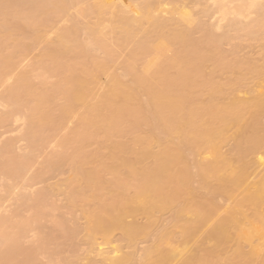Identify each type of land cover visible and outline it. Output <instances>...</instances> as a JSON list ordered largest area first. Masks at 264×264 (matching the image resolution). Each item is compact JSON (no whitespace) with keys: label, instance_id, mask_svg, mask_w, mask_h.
Returning <instances> with one entry per match:
<instances>
[{"label":"bare ground","instance_id":"obj_1","mask_svg":"<svg viewBox=\"0 0 264 264\" xmlns=\"http://www.w3.org/2000/svg\"><path fill=\"white\" fill-rule=\"evenodd\" d=\"M49 1L50 3H48L47 0H42V2L41 0L39 1L37 0L38 3L41 2V4H44V9L48 8V6L50 7L52 6L53 9L52 8H48V9H50V14H52V18L54 17V19H52L51 17H48L50 16V14L46 10L41 8L46 13L45 14L43 12L44 17L46 16L47 18L46 20L43 17V14H41V12L39 11L40 10L39 7L41 6L43 7V5L37 3L38 5H41V6H36L38 7V11H39L38 12L36 10V12H38L36 15L39 14L38 17L41 15L39 18L45 19L43 20L45 23V26H47L48 23L52 20H53L52 22L54 23L53 24L52 22L50 23L54 25L55 22L58 21V19L60 20L58 21L60 22V24L67 23L68 22L67 19L69 17H71V19H74L72 18L71 10L74 12L76 10L75 12L76 14L78 13L77 12L78 9L80 10L82 9L81 11L79 10L80 12H82L86 4L91 2L90 4H88V6L89 5L91 6L93 0L92 1L89 0L88 3H87V0L86 1L84 0V3L82 2L83 0H81L82 2L81 6H80V3H77L76 5L74 0L73 1L70 0L71 2H73V4L75 3L74 4L75 6H72L73 4L70 2V5H69L70 8H68L70 9L69 11L68 9H65V6H67L66 2L68 0L67 1L65 0L66 2L64 1L65 2L63 5L64 8H62L63 6H61L62 3H60L61 7L58 6L59 3L58 4L56 3L58 0L55 1V3L59 8L56 6L53 7L54 5L53 0L52 1L49 0ZM96 1H99L98 5L97 4L94 5V2H93L91 8L88 6L85 8V9L87 8L89 9V11L88 9L86 10L87 14L89 13L90 16L92 15L93 18H95V20L97 19L96 20L97 22H95V24L92 23L93 25H88L90 21H88V15L83 17L85 14L84 12L85 9H84V11L81 13L82 15L79 14V16H81V18L83 17L84 19L85 18L87 19L86 20L81 19L82 20L81 21L79 19L78 14L76 15L78 18L76 19H78V21L80 20L79 22L81 23L83 21L84 22L88 21L87 22L88 24L83 26V28H81L82 24L81 26L77 27L76 20H75V24L72 27L68 28L69 26L67 25L70 24L68 22L69 24L67 23L66 25H64L65 28L67 29H65L63 25H62L63 28L61 29L58 28L60 31L57 30L58 34L55 37V39L52 41V40H47L45 38L46 37L45 35L47 33L46 32H45L46 34L43 33V30L40 25H39L40 27H38V24L32 27L29 21H26V19L27 20L29 18H30L29 20L32 19L29 15H27V18H25L24 15H22L24 13V9H26L25 11H27V9L28 11L29 9H33L32 4L34 5L33 3L34 0L33 2L32 0H28V1L27 0H0V5L1 4L3 5V3L8 4V7L9 6L12 7L15 5L16 7L18 6L21 10H23V11L20 10L21 11L20 14L22 13L21 14L22 16L19 15L21 16L22 19L20 20H22L23 23L17 20L19 24L14 25L11 22V20L12 21L15 20L14 18H12L9 23H6V20L8 22L10 19V17L8 16L11 15V9L12 11H14V13L12 12L13 13L12 15H14L15 18L17 19L18 16H16L15 14L17 8H15V6L14 8H11V9L8 8L9 14L7 15L6 12L4 11V8L0 7L1 8L0 15L4 14L5 16H7V18L4 15H3L4 18L0 17V20L2 19L5 21L4 25H0V86L4 84L7 77H9L13 71L18 70L17 69L18 61L20 62V59H22L21 57L24 58L25 53H27L29 49V45L27 44H29L28 42L30 41L31 43L30 45H32L31 47H33L34 45L44 44V49L42 50L40 49L43 53L39 57V60L49 61L53 66L55 65L57 69V73L53 75V77L55 75H58V77L55 76V79H54L56 84L54 85L52 83L51 85L52 86L54 85L52 88L51 85H48L49 81L46 80L47 79L46 78L44 80L47 81L48 87L47 85H44V87L46 86L45 89H48L50 87L49 88L50 91L52 92L53 90L54 92L55 86L57 85L56 87H58V90L60 91V92L58 90L56 91L57 94L59 93L58 95L57 94L54 95V93H52L51 96H48L47 95L48 93H46V95L43 94V89L39 88L37 89L39 91H36L35 90L36 86L35 88L32 86V84L34 83L33 82L34 77L29 76V75L32 76L33 74H27L25 70H24L25 73L21 72L20 74H18L20 69L17 71L16 74L18 75L15 77L13 84H11L12 82L11 83L9 82L10 80L9 81L6 80L7 83H9L11 86H9L8 88H6L7 86H5V88L3 86L4 89L6 90L8 89L7 91L8 95L6 97L5 94H2L3 96L6 97V101L4 97L5 102L3 103L2 101V103L5 104L4 106L6 107V102H7L10 105V107H8V109L10 108L9 109L10 111L8 110L7 112L2 113L1 115L8 113L7 114L8 116H11V117L13 116L12 118H17V114L13 112L15 110L18 113V115H21L24 112V115L23 114L21 115L22 116L21 118H23V116H26L25 111L22 108L23 112H18V111H22V109L21 110L19 109L22 106L24 107V104H27L29 102H32L33 104V105L30 104L31 109L29 112H31L30 113L31 115L26 116V117L30 116L28 118L29 127L27 129L28 131L26 132L27 133L26 139H27V142H29V145L27 146L29 148L27 149H30L28 150L30 151V154L27 152L28 153L27 155H29V157L26 158V155H25L26 152H25L24 154L26 158L25 160H23L24 158L22 159L23 155L17 156L18 157L17 159L19 160L22 159V161L19 162V160H17L18 162H15L13 160H16V158L11 160V158L7 156L8 158L7 159L6 158L7 152H5V154L2 157H5L4 160L6 159V161L5 162L2 161L3 163L0 166H2L4 169H7L8 171L9 170L12 171V173L13 171L17 170V173H18L17 175H20L23 172L26 175V172L29 170V168L32 167V165H29V162H28L31 158L34 159L32 152H35L40 147L39 145H41L42 147H45L42 144L40 139L38 141V138H39L38 134L43 133V131L45 133L46 127H50V124L52 126L54 125L57 126V124H59V126L61 128L63 126V129H64V125L61 126L60 124L61 123L64 124L65 120L69 119L70 116H72L71 117L72 119L76 113L75 109H77L78 111L77 106L79 107L81 106L84 109L83 110L84 112L82 111L83 114L79 112L78 113L79 117L77 115H76L77 117L75 116L76 121H77V118L79 120V123L76 122V124H79V126L75 128L74 132L72 130L71 137L68 136L70 135L71 131L70 133L67 134L69 139L72 138L69 141H72L73 144L65 142L68 140H63V139L61 140L64 141L62 142L65 148L69 146L68 144H70L69 148H71V145L72 146L75 145V147L73 148V151H75V155H80L83 158H87L86 160V159L80 158L79 156L77 157V161H75L76 158L75 159L72 158V160L68 159V161L69 160L72 161L74 165V166L72 165L74 167L72 171L74 172V175L72 179L70 177V180H72V183H73L72 186L75 185L74 182L76 183V185H78L79 183L81 185L84 184L83 186L81 185L75 186L77 188L80 187V189L78 190L77 188H75L78 191H74L73 193L77 192L78 194L75 193L74 196L77 194L76 197H78V195L80 194L79 197L80 196L81 197L80 198L78 197L80 202H81V199H83V202L85 201L87 203L95 199L96 201L98 200V204H99V205L97 204L98 209H94L95 204L97 202L94 203V207L92 209L89 208L92 212L87 211L89 206L88 207L83 206L85 208L83 214H85L84 217L86 219L84 220H86V223H85L86 226H84L85 228L83 227L84 228L83 229L82 227L78 225L80 228H78L77 230H81V231L85 230L86 236H84L85 232H81V231H79V235H80V232L83 233L84 234L83 237L86 238V240H88L91 247H95L96 244L94 242H98L96 241L98 240L97 238H100L102 240V246L99 245L101 243L99 242V244H97L99 245L98 249L95 248L97 252L95 251L94 248L93 249L97 253V256L101 258L103 264H127L128 262H132L136 264L135 261H132L136 257V253L140 252V250H138L137 245H135L136 242L138 240H144L145 242V239L147 240V238L151 237L152 232L156 233L157 231L158 232H157L155 244L149 248L146 247V249H144L145 251L141 252L142 261L140 259L138 261L139 262L138 264H174V262L177 264H215L214 262H216V264H221L216 260V258L219 257L220 261H222L221 258L222 257L224 258L225 256H227L228 253H230L228 257H225L223 259L224 264L227 261H229L228 264H254V263L264 264V66L262 68L259 67L260 69H255L256 66L250 69L253 75L252 79H254L255 77L259 81L258 84L256 85V89L254 90L250 89V88H253V86L255 85V84H252L253 85L252 87L244 89V90H248L247 92L244 90L241 91V93L242 92L246 93V94H243L244 96L245 95L247 96L250 93L251 95L250 94L249 95L251 96V98L250 96H248L250 99H245L247 97L246 96L244 97L242 95H240L238 98L236 97V94H235L236 91L234 92L235 86L233 85L237 81L235 82L233 80L234 79L236 80L235 78L236 76L237 78L239 77V79H243V78L244 80L246 79L245 77L240 78V76L236 75V73L235 74L233 73L234 74L233 75L231 72H233L234 69L236 68L234 67L233 71L230 70L231 71L230 73L232 74L231 78L236 75L233 80L230 79L231 81H233V84L231 85L234 87L230 85V83L232 82L228 78L230 75L228 71L229 69L233 68L234 64H236L234 66L239 65V63L238 65L237 63H235L236 57L234 55L237 56V61L238 59H240V57L238 56V53L236 54V51H234L235 52L234 54H232L233 52L228 53V55H230L231 53L234 56L232 57V55H230L231 56L230 60L232 61V58L235 60V61L233 60L234 64H232L231 61L228 59L229 57L227 56L221 57L220 53L222 52V56H223V53H225L224 51H222V49L219 50L220 49L219 45L221 46L222 44H219L218 46H216L218 42L220 41L218 42L216 40L213 41L216 37L214 32L215 30H218L219 24L218 25L216 24L217 26H215V28L218 27L216 29L213 27V25L212 26L210 25L209 28L207 27L208 25L207 26L205 25V27H207L206 29L208 30L204 31L203 29L205 28L201 29L203 27V25L201 26L202 22L199 23V21L201 20H199L198 22L193 20L192 17L193 15L195 16V14L193 13L192 15L190 13L192 10L188 9L189 7L187 9L190 12L179 10L180 13H178L175 10L176 6H174L170 0L169 2L172 3L171 6L173 5L175 8L170 9L172 12H166L167 15L169 16L168 18L166 17L167 19H165V17L161 15L162 14L161 10L163 9L161 10L159 9L161 12L157 11L159 7H163V5L161 6L162 4L160 2L161 0H142L141 3H137L136 0H128V3H123L124 2L123 0H122L123 2L121 0H96ZM165 1L166 3L168 2L167 0ZM177 1L180 4V2L183 0H176V3ZM248 1H249L248 2L249 7H252L254 5L253 0H248ZM20 2H27V5L29 2L30 3L28 5V8H27V5H25L26 7L22 9L23 8L22 5H24V3H20ZM51 2L53 3V5ZM184 2H186V0H184ZM10 3L12 4V6L10 5ZM83 5H84V8L82 7ZM158 5L160 6L158 7ZM180 5L183 6L185 4H183L182 2ZM257 5L259 7L258 3ZM76 6L77 7L80 6V8L76 9ZM245 6H247V9L249 8L247 4ZM71 7L75 9L73 10ZM56 9L57 10L59 9V11L60 9L62 10L60 11V14L55 12L57 11ZM63 9L67 10L65 11L67 12V14L65 13L66 16L64 15V13H62L64 11ZM240 9L245 11V9H243L242 7H240ZM2 10L4 12H2ZM174 10L179 15L178 18H174L173 16ZM206 10H209V9H206ZM205 11H203L204 12L203 14L208 13L207 11L206 12ZM260 11L264 12L263 5L260 6ZM69 12L71 14H69ZM240 12L241 11H239L238 13ZM238 13L236 14L238 15ZM156 14L161 15L162 18L157 16ZM12 15L11 17H13ZM61 15H63L66 19ZM240 15L242 14L240 13ZM224 17H225V14H224ZM260 17L263 18L262 16ZM260 17H258V19H261ZM23 18H25L26 22L23 21L24 20ZM93 18H90V19H93ZM41 19H39V21H41ZM48 19L50 21L46 25V22L48 21ZM71 19H70V22L71 24H73L74 20L71 21ZM64 20H66L67 22H65ZM222 20L223 19L219 21H222ZM258 21L259 20H256V22ZM58 22L54 26L56 25L58 26L59 25ZM196 22H197L196 28L198 27V29L200 28L201 30L204 31V33L203 31H201L203 34L200 33L203 35V37L200 38L201 40L203 39L201 43L203 47V49L201 48L202 50L199 49L201 47V44H199L200 39L199 40L195 39L196 37H198L197 35L195 38H192V40L194 39L196 41H199V43L195 41L193 42L192 40H190L191 37H193L191 35H193L194 33L198 34L200 32L199 31L200 29L196 30V28L193 26L194 24H196ZM231 22L229 21L228 23H231ZM235 22L238 23L240 21L235 20ZM256 22L254 24V27H256ZM261 22L264 24V18H263V21ZM10 23H12L13 25L12 24L10 25ZM24 23L27 25L29 23L31 27H29L30 25L27 28L24 27L26 26V25H23ZM105 23H107V26H105ZM228 23H226V25L229 26L230 24ZM237 23L235 24L238 26ZM233 24H232V27L236 26L235 24L234 25ZM192 26L194 27V30L198 32H194V30L192 31L190 29V27ZM228 26H226V29L227 28L230 29V27ZM239 26L237 28L235 27L236 31L234 28L233 30L236 33H238L239 31L238 34L240 35L244 28L242 27V30H240L241 27ZM249 26L251 29V25H245V29L248 30ZM257 26L259 25L257 24ZM49 27H51L52 30H54L52 26H49ZM106 27H107V31H104ZM210 27L211 28L213 27L212 30L214 32L212 33V35H210L211 34V32L209 31L211 30ZM220 28H223V26ZM79 29L86 32V36L89 38V40L80 42L77 39L78 38L77 33L80 32ZM250 29H249L250 32H246L244 30L245 34L243 37L246 36L247 38L249 34H251L252 29L251 30ZM253 29L257 31L256 28H253ZM49 30L51 29L49 28L47 29L48 33L51 32ZM260 30L264 31L262 29ZM228 32L226 31L227 37H228ZM243 32L241 36L243 35ZM226 33H223L220 36V37L224 36L222 37V39H224L222 40L223 42L226 41L227 39V37L225 38ZM27 34L30 35V37L28 36L29 40L27 39L28 38ZM82 34H85V33L82 32ZM82 34L79 36L81 37ZM48 35H50V33L47 34V37ZM205 35L207 36L210 35L213 40L210 38V36L209 38H207V36ZM252 35L253 37H255L254 32L252 33ZM255 35H257V37L259 38L260 32H259V35L257 33ZM86 36L84 37L87 38ZM253 37L249 36V38H252V39ZM204 39L207 41H205ZM209 39H210V42L208 41ZM216 39H220V38H216ZM24 42H26L27 44H25ZM203 42H206V43L208 42L209 44H211L210 45L211 47L207 45L208 47L206 46V48H209V49H204L205 48L204 46L206 44L203 45ZM213 42H216L215 45H213L214 44ZM126 45L128 46L132 45V48H131L132 50L129 51L130 52L128 53L129 55L127 54V56L126 55L124 56V60L127 57L128 58L124 65V74L122 76H124V78L127 76L132 77L131 78L132 83H128L127 85L122 80V76L120 77V74H118L117 76V75H112L113 74L112 73L110 74V77H108L110 79L108 81L109 84L107 85L106 90L103 91L101 96L94 98V96L91 93V88L96 85L97 79H100L98 77L99 74L107 73L105 72V71H108L106 70L108 68L106 66H109V65H107L103 61V58H102V61H101V58L100 60L98 58L95 60L94 58L93 61L91 62V65H89L88 64L89 62L88 58L90 57L89 55L91 54V52L99 51L100 53H103L104 56L109 60L114 57H119L118 55L120 54V51H121V54L123 52V50H120L118 54L116 53V50H114L113 47L122 49L123 47L124 48L127 47ZM197 46H200V47H197ZM212 46L213 48L214 47L215 48L219 47V48L216 51L215 49L214 51H212L213 50ZM39 47L41 46L39 45ZM262 48H264V46ZM198 50H200V52ZM204 50H206L207 52ZM209 50H211L212 52L220 51L219 52L220 55L218 56L211 52L212 58L214 55L217 57L218 60L219 58H222L223 60L226 58L230 61L229 64H231L230 66H232V68L227 64V67L229 66L228 70H227V67L225 66L226 64H224L223 66L221 65L223 68L225 67V70H227L229 75L227 74L226 71H225L226 73H221L219 71L218 65L216 66L215 64L214 67L211 66L213 62L215 63L217 62V64L219 62H222V61L218 62L216 60V57H214L215 59L212 60L213 62L210 61L212 63H209L208 66L213 67L214 69L218 67V70L217 69L216 70L222 74V75L219 74V77H218L220 78L221 84H223L226 87L224 83L229 80L230 82L229 85L231 86L229 87L233 88V93L235 95L231 94L232 93V89H231L230 91L231 93L228 92L231 95L228 97L227 96L228 94H225V92L228 91V87L226 88L227 90L225 91L224 89H221L222 87L217 85L219 82V79H216L218 80L216 84L214 83L216 82L214 78H213V82H211V84L209 83V81H211L210 79L211 76L214 75L216 77L215 73L218 74V72L214 70L213 68H211V74L212 73L214 74L211 75L209 73V75H211L210 78H208V75L206 72V76L209 80L207 78H204V81H206L207 79V83L209 84H206V82L205 83L201 82L200 79H201L202 72H203L202 68L208 64L209 62L208 57H211L209 56L210 53L207 54L208 56L204 53H208ZM236 50L238 51V49ZM32 52L33 51L31 50V53ZM201 52H202V55L204 54L206 55V57H203L202 55H200ZM96 54L97 53L95 52V55ZM86 58L88 60V62L86 61L87 63L85 62ZM245 59H248V58H245ZM262 59L260 60L262 61ZM42 61H40V64ZM249 61H251V59L250 60L248 59V61L246 60L244 62L246 63ZM261 61L259 62L261 63ZM227 62L228 61L224 60L222 63H227ZM239 62L241 66H244L247 68V63L246 65L245 63H243L244 65H242L241 63L243 61L242 62L239 61ZM44 63H42L41 65L42 67ZM204 63L206 65H204ZM249 64L250 63H248V67H249ZM19 66L21 67V65ZM208 66L206 67V69H208L207 71H209ZM241 66L239 67L242 68ZM47 67H44L43 69L46 68L47 70ZM244 67L242 70H244ZM32 69L34 70V68ZM239 70L237 71L235 70V71L238 72ZM40 71H42V69ZM47 71L50 72L49 70ZM47 71L45 72L48 74ZM53 71L54 69L52 70V73ZM244 71L243 72L240 71V72L244 73ZM45 72H43V74ZM58 72L60 73L62 72L61 73L62 76L59 75ZM240 72H238L237 74H239ZM13 74L15 73L13 72L12 75ZM223 74H226V76L228 75L226 81L223 79V78H226V76H223ZM203 75H204L203 77H205V74ZM106 76H109V75H106ZM244 76H246V71L244 73ZM29 77L31 78L32 81H30ZM49 77H50V73H49ZM128 77L126 78V80L128 79ZM247 77L249 78V75ZM250 80H251V77H250ZM247 81L249 82V80ZM31 82L33 83L31 84ZM239 82L241 81L239 80ZM242 83L243 82L239 84H242ZM212 84H215V85L213 86ZM98 85H99V82H98ZM236 86L238 87L239 85H236ZM244 86L246 87L247 85L246 84L241 85L238 87L239 89L237 87L236 88L240 91V89L242 90L241 87H244ZM199 87H204V89H206L207 92L202 91V93L204 94L206 93L205 95L209 96L210 100L208 102L199 101L198 103L194 100V98H192L193 94L195 93L196 90L198 91L197 88ZM45 89H44V92H46ZM98 89L99 88H97V91ZM222 90L224 92H221ZM2 91L4 90L2 89ZM199 91L201 95L200 94L198 95L199 96L198 99L199 98L203 99L205 95L201 93L200 88H199ZM221 93L224 94V98L222 97L223 99L220 96H218ZM216 94H218L217 96L219 97V99L220 98L222 99V101L219 100L220 103H217L218 101H216L218 100L217 97H215ZM59 95L62 96L63 98L62 100H64V103L63 102L62 103L64 105L62 106L61 105L62 103L61 104L59 103L58 105L59 107L57 106L59 111L55 110L58 114H60V117L57 118L58 120L59 119L60 120L59 122H56L57 124H55V121H58V120L55 119L54 123H51V120L53 121L55 118V113L53 114L52 113L53 111H52L51 113L54 116L52 117V114H50L49 116V107L53 103V106H54L53 108L55 109L53 96L59 97ZM225 95L228 97L226 100H224ZM205 97H204V100H205ZM30 106L28 104L27 107L30 108ZM11 107L13 111L11 110ZM81 109L79 108V111ZM11 111L14 113V115H11L10 113ZM27 111H28V108H27ZM15 114H16V117H14ZM1 115H0V119L6 118L5 115H4L5 117L4 116L1 117ZM246 115H248L247 119H249V122L245 121ZM2 119L0 120V125H4ZM6 119H4V122L5 121L7 122ZM28 120H25V125L26 124L28 125ZM142 123H145L147 126L144 128V130L150 129L148 125H150L151 127L155 126L154 130L155 128L159 127V129H161L162 132L164 133L165 141L162 142L158 140L157 135H155L156 137L154 135H149L151 130H149L150 132H145L144 136L140 134L141 138L137 139V137L136 138L133 137L135 138L134 143L139 144L140 147L142 146V149L138 150L137 153H133L135 156H133V154L131 156L132 152L130 150H132V146H133L131 145V149L129 148V151L131 153L128 152L129 154L128 157L130 156V159L131 157L133 158L135 157L132 161H127V160L122 159V162L121 160H119L120 161L118 162V164L120 163L119 165H113L114 163L117 162V158H116L117 155H119L120 153H123V157H124L125 155L124 153L125 152L127 153L128 151V148H126V146H123L121 144L115 145L116 143L114 144V150L110 152L108 156H105V158L102 157L101 161L99 159V155H101L103 150L108 151L109 149L108 150L103 149L101 151V147H100V150H99L100 153H97L99 151L92 152L93 153V155L91 154L92 156L94 155L97 156L98 154V157L93 158V159H92V156L88 155L91 157V160L94 161V166H93V163H91L92 161L89 160L90 158L88 159L87 155L82 156L81 153L78 154L81 151L80 149H83L85 147V143L88 137H90L92 134L94 136L96 132H99L102 130L105 133L107 138L112 137V139L111 138L109 139V141H112L114 137L117 138L118 135L120 134H123V136L125 135L123 133V127H124V130L126 127L124 126L125 124L127 125L130 124L129 125L130 127L126 128L128 131L125 130L126 132H129V130L134 131L135 129L140 128V125ZM153 123H155V125ZM59 126L58 128H60ZM232 128L235 131H233ZM157 131L159 134L160 131L159 130ZM230 131L233 132L232 135ZM46 132H49V131H46ZM55 133L56 132L52 133L51 131L49 132L50 134L49 136L47 137L45 136V139L47 140V142L49 139L51 138L53 139V134ZM147 133H148V136L146 135ZM100 134H103V133H100ZM100 134L99 136H97L98 139L100 138ZM159 135H161L159 137H161L162 138L161 140H163L164 137L162 136V134H159ZM55 136L57 137V135H54V138H56ZM22 138L24 139L23 135H22ZM130 138L128 137V140ZM91 139H92V136H91ZM227 139L228 141L231 139L230 141L234 142L233 143L234 147L233 148L231 147L233 150V153H231L232 155H228L230 153H224V151L222 152L221 150L222 149L221 146L224 145V143L225 144L228 143ZM61 140L59 139V142H60L59 145L61 144ZM123 140L125 141L124 138ZM128 140H126V143ZM92 141L90 143H92ZM109 141H107L108 143L105 142V144H108L106 146H109L111 144L109 143ZM115 141H112V144ZM119 141L120 139L117 142L119 143ZM9 143L10 142H7L5 143V145L7 144L6 148L11 150L12 145L11 143L10 144ZM102 143L104 144V141H102ZM156 144L160 147V149L157 150L156 148L157 146H155L156 150L154 149L153 151L152 147ZM63 145L61 147L64 149ZM127 145L129 147V142L127 143ZM42 147H40V149ZM183 147H186V148L189 147V149L187 148L186 150L185 149L183 150L184 152L186 151L185 155L189 154V152L191 155V152H192L195 154V155L193 154L195 158L196 156H199V155L201 156V158L200 157L199 158L202 160H199L198 158L199 162L197 160L195 161V159L193 158V160L195 161L193 163H195V165L198 166L199 168L198 175L193 174V176L197 177V179H200L198 180L200 181L199 190L197 189L198 191L195 189H192L193 187L192 184H194L195 182L198 183V181L193 182V179L195 177L191 179L192 176L190 172L193 170L192 167L194 166V164H191L192 156L190 155L188 156V157H191L190 159L186 157L187 155L184 156V153L182 151ZM1 148H4L5 150L4 145ZM137 149L138 148L136 146L135 151H137ZM115 150L118 151L117 155L113 153L115 152ZM38 151L40 150L38 149L37 152ZM76 151H79V152H76ZM228 151L230 152V150ZM107 153L109 152H106V154ZM203 153L204 154L206 153L204 161H203V156H202ZM223 153L227 154L228 156L224 155ZM14 154L18 155L16 153ZM60 154L61 153H59V155ZM31 155L32 157H30ZM63 156H65L64 152H63L62 157ZM67 156L66 158H68ZM110 156H111V159L113 160V163L111 161L107 162L108 157L110 160ZM125 156H127V154ZM249 157H252V158H249ZM106 158L107 160L105 161L104 159ZM185 158L187 160L186 162H185ZM33 159H31L30 163L32 162ZM51 159L52 158H50L49 161L52 162ZM94 159H98V162L95 161ZM149 159H151L153 163L148 166L146 165L145 162ZM102 160L104 164L101 163ZM114 160L116 161L114 162ZM95 162H97L100 165L102 164L106 165L107 163L108 164L112 163L110 164L112 167L110 165H108L110 167L106 165V167L103 169L102 166L98 165ZM187 162H189L190 164H187ZM88 163L92 165V169L95 167L97 169L99 166L101 170L95 169V170H92L91 172L90 171L91 168L90 170L89 168L87 169L86 165L91 166ZM185 163L187 167L189 168L191 167L190 172L187 170L189 168L185 167L184 165ZM95 164H97L98 166H96ZM60 165L62 164H59L58 168L60 167ZM54 166H55L54 163L53 164L51 163L50 166L47 167V169H52ZM2 167H0L1 168L0 171L3 174V172L5 173L7 172V170L2 171ZM83 167H86V169L84 170ZM87 170L90 172H87ZM107 170L111 172V174L114 175V178L112 175H110L113 178V180H111L112 183L110 184L103 183L102 182L103 180L101 181L102 176L98 175L99 172L101 173L103 171V173L106 174L105 177L104 176L103 177L107 180L108 177L110 178L109 172ZM196 170L197 169L195 168V171ZM93 171H96V172H93ZM120 173L121 175L123 174L124 176L127 175L126 176L127 178H125L122 175L125 179L117 180L120 178L122 179V176L120 175ZM6 175H8V172L6 173ZM9 175H8V178L12 176L11 179L9 178L10 181L13 180V178L16 176V174H12L11 176ZM25 175L22 177L25 178ZM115 175L119 176L120 178L119 177L117 178V176L115 177ZM39 176L42 177L41 175ZM18 177H21V175ZM251 177H253V179L255 180H250ZM24 178H19V179L22 181ZM35 178L37 179L38 177H35ZM16 179L12 181V183L18 180ZM7 181L9 180L7 179ZM190 181L192 182L191 183L192 187H190ZM67 182H70V181H67ZM70 183L65 182L66 186L68 184V187ZM195 184L194 186L197 187V185ZM20 188L21 187H19V189ZM69 188L66 187L65 190L67 191ZM72 189L68 190V193L71 194L72 192L70 191ZM66 191L65 193L67 196L74 198V199L70 198L69 200L68 199L66 200L69 202H72V201L75 202L77 198L75 199V197L68 195ZM197 192L201 193L199 194L198 199L201 197L200 195H202L203 197V198H200L199 201H196ZM11 193L9 192V194ZM65 193L63 194L65 195ZM96 193L100 194L101 196H103V198L107 200L102 199L103 202L102 201L100 202L99 198L101 196L99 197V195H96ZM35 196L36 197L34 198H36V202L34 201L33 202L37 203L38 201L37 197L39 195L36 194ZM105 196H110V199L106 198ZM24 198H26V196ZM216 198L218 199L221 198L222 200L220 199V201H223V200L227 201L228 205L225 202L224 204L221 203L223 204V206L225 205L224 206L225 208L222 209L220 207L221 204L218 206V204L215 203ZM218 199L216 201L220 203ZM79 200L77 199L76 202L77 201L79 202ZM78 202L76 204H78ZM81 203H79V205ZM78 210L83 212V209L82 210L78 209ZM165 211H170L173 213V215L171 216V219L169 218L171 221H169L168 219V223H169L168 227H165V225L162 226V224H164V222L163 223L161 222L163 218H161L160 223L158 222V218H156L157 213L158 215L159 213H161L162 215V213ZM138 216L140 217L143 216L144 219H146L145 223L138 224L137 222H135L136 221L135 219ZM129 218H132L135 221H133L132 219H131L132 221L131 220L129 221L128 220ZM0 221L2 222V219ZM3 221L7 222V219L6 220L3 219ZM16 223L18 224L19 222H15V225ZM37 223L38 222L36 219L35 224L37 225ZM13 224L14 223H12V225ZM20 225L21 224L18 225L19 227H17L16 230L20 228ZM33 225L34 223L33 224L31 223L30 227L31 226L33 227ZM36 225L33 228H37L38 226ZM157 226L158 227L162 226V227L159 228L160 230H158ZM6 227L4 226V228L3 227L0 228V264L8 263L7 261L3 262L5 261V259L3 261H1V259L6 257V256L3 257L4 255H8L7 249L10 245L12 247L15 244L14 242L16 240L19 239L20 241L22 239L21 236H19L20 238L19 237L18 239L15 238L16 240L13 241L12 233H13V230H15L16 226L13 227L14 229L13 228L11 229L12 230L11 233H10L11 230L6 229ZM9 227H10V224H9ZM22 228L23 227H21L20 229ZM17 232L19 233V235L21 234L19 232V229ZM116 232L120 234L119 241L117 239L116 240L126 245L125 248L130 249V247H133L134 245H135L134 248L137 247V249L136 248L135 249L138 252L134 251L136 252L134 253L132 251L135 255L131 254L132 253L131 251H130V254L125 253V255H121L122 253L120 251L122 247L124 248V246L120 247L121 245H116L114 247V245H111L113 244V240H115L113 239L115 238L113 237V235L114 233L117 234ZM14 236L16 237V235ZM196 236H198L197 239L198 238L200 239V243L198 246L199 249H204L203 246L205 244H208L207 245L208 248L202 251L203 255L198 256V257L196 256L195 253H193V250H191L190 248H187L189 240L194 239V237L196 238ZM190 244L188 247H190L191 245H194V244H191V245ZM108 245L113 246V247H110V249H107L106 247H109ZM90 246H89V249H92L90 248ZM18 248L21 249L19 245L16 246V249ZM223 248L225 252L228 250L227 253L223 254L224 252ZM246 248L247 250L245 251ZM229 249L232 252H230ZM119 252L121 254H118ZM12 254L9 256H12ZM221 254L222 256H220ZM97 256L95 257L96 259H97ZM137 257H139V255ZM137 257L135 259H137ZM75 258H78V257H75ZM86 258L88 257H85V259ZM226 258L228 260H226ZM88 259H86L87 262H88ZM7 260H9V262L11 263V257H9V259ZM75 260L73 262L75 264H79L78 261L76 263ZM210 260L214 262H211ZM96 262H99V261H96ZM33 263L31 262L29 264H33ZM15 264H18V263L15 262Z\"/></svg>","mask_w":264,"mask_h":264},{"label":"rangeland","instance_id":"obj_2","mask_svg":"<svg viewBox=\"0 0 264 264\" xmlns=\"http://www.w3.org/2000/svg\"><path fill=\"white\" fill-rule=\"evenodd\" d=\"M28 1V0H27ZM39 1V0H38ZM48 1V3H50V1L49 0H47ZM52 1V0H51ZM54 1V5H53V3H52V5H53V7L54 6H56V7H61V6H63L64 5V3L67 1H65V0H61V1H57V0H53ZM55 1H57L56 3L58 4V6L56 5V3H55ZM65 1V2H64ZM73 1V0H72ZM86 1V0H85ZM88 1L89 0H87V3H88ZM92 1V0H91ZM95 1L96 0H93L92 1V4H93V2H94V5H98L99 4V1H96V3H95ZM122 1V0H121ZM124 1V2H123ZM122 2L123 3H128V0H123ZM137 1V3H141L142 2V0H136ZM135 1V2H136ZM139 1V2H138ZM168 2L166 3V1L165 0H161L160 2L162 3H160L161 4V6L163 5V7H159L160 5H158V10L157 11H160L161 9H163V10H161L160 12L162 13L161 15L163 16V17H165V19H167L169 16L167 15V13L166 12H172L170 9H174L175 7L174 6H176V8H175V10L178 12V13H180L179 12V10L180 11H188V12H190L188 9H190V10H192L190 13L193 15V13L195 14V16L193 15V20H195V21H199V20H201V21H199V23H201V26L203 25V27L201 28V29H203V28H205V29H203L204 31H206V30H208V29H206L207 27L209 28V26L211 25H213V27L215 28V26H217L218 24V26H219V28L218 27H216V28H218V30H215V32L212 30V28H211V30H209L210 32H211V34L210 35H212V33L214 32V34H215V39L213 40L212 39V37L210 36V38L213 40V41H220V42H218V44L216 45V46H218L219 44H222L221 46L219 45V47H220V49L219 50H221L222 49V51H224L225 53H223V56H222V52L220 53L221 54V57H224V56H227V57H229L228 59L230 60L231 59V56L230 55H232V54H234L235 52L234 51H236V54L238 53V56L240 57V59H238V61H237V56L236 55H234L235 57H236V61L232 58V61L234 60L235 61V63H237V65H238V63H239V65L238 66H234V65H236V64H234V61L232 62L231 60V63L232 64H234L233 65V68H232V66H230L231 64H229L230 63V61L228 60V59H224L225 61H228L227 63H222L224 60L222 59V58H219V60L217 59V57L216 56H214L213 54V58H212V56H211V52L212 51H214V49H215V51L216 50H218V48L219 47H214L213 48V46H212V48H213V50L211 51V50H209V52L208 53H204V54H209L210 53V55L209 56H211V57H208V64L206 65L205 63L207 62H205L204 63V65H206V66H204L202 69V76H201V82L203 83H205L206 82V84H211V82H213V78L216 80V79H219V82H220V84H221V81H220V78H218L219 77V74H221V73H226L227 72V70H228V68H229V66L232 68V69H229V74H228V72H227V74L229 75V77H228V75L226 76V74H223V76H226V78H223L225 81H226V79H227V77L229 78V80L231 79V80H233L234 79V77L236 76V75H238V76H240V78H243V77H245V79L246 80H244V78L243 79H239V77L237 78V76L235 77L236 78V80L234 79L233 81H237L235 84H233V81H231L232 83H230L229 82V80L228 81H226L224 84L226 85V87L223 85V84H219V82H218V86H221L222 88L221 89H224V91L225 90H227L226 88L228 87V91H226L225 92V94H228L227 96L229 97L231 94H233V95H235L236 94V97H238L239 98V96L240 95H242V96H244L243 94H246L245 92L243 93H241V91H243L244 89H247V88H250V87H252L253 85L252 84H255L254 86H253V88H250V89H256V85L258 84V80L254 77V79H256V80H254V79H252L253 78V75H252V71H250V69H252V68H254L255 66H256V68L255 69H260V68H262L263 66H264V50H262V49H264V48H262L264 45V31H261L260 29H262V30H264V24L261 22V21H263V18H264V12H261L260 11V6H264V0L262 1V0H253V2H254V5L252 6V7H249V1L248 0H186V2H184V0L183 1H181L180 2V4L183 2V4H185V5H183V6H181L179 3H178V1H177V3H176V0H170L172 3H173V5L171 6V4L172 3H170L169 2V0H167ZM173 1H175V2H173ZM245 1V2H244ZM32 2H33V0H32ZM41 2H42V0H41ZM41 2L40 3H38L37 2V0H34V5L32 4V6H33V9H29V11H28V9H27V11H25L26 9H24L26 6L25 5H27V2H20V3H24V5H22L23 6V8L22 9H24V13L22 14V15H24V17L25 18H27V15H29L32 19L31 20H27L26 19V21H29V23L32 25V27H34V26H36L37 24H38V27H40L41 26V28H42V30H43V33H47V34H49L50 33V35H51V37H50V35H48V37H47V34L45 35L46 37V39L47 40H54L55 39V37L57 36V34H58V31H60L59 29H61V28H65V26L64 25H66L68 22L70 23H68L69 25H67V26H69L68 28H70V27H72L74 24H75V20H76V24H77V27L78 26H81V24H82V26H81V28H83V26H85V25H87L88 23V21H90L89 22V24L88 25H93V24H95V22H97L96 20H95V18H93V16L91 15L90 16V14L88 13L87 14V12H86V10L88 9H85L87 6H88V4H90V3H88V4H86L85 5V8H84V5L82 6L84 9H85V11H84V9H83V11L85 12V14H84V16L83 17H85L86 15H88V21H86V22H79L81 19H84L83 17L81 18V16H79V14H81L82 12H80L81 10L80 9H78V8H80V6L82 5V2L84 3V0L81 2V0H74V2L76 3V5H77V3H80V6H76V9H78L77 10V14H78V16H79V21H78V19H76V18H78L76 15V10H75V12L74 11H72L71 10V13L69 12V14H71L72 15V18H74V19H71V17H69L68 19H67V21L66 20H64L65 22H67V23H63V24H60V22H58V21H60L59 19H58V21H56L55 22V24H57V22L59 23V25L57 26H54V25H52L54 22H52L53 20L52 19H54V17L52 18V14H50V9H48V8H52V6L50 7V6H48V8H46V9H44V4H41ZM70 0H68L67 2H66V5L67 6H65V9H68V8H70L69 7V5H70ZM261 2V3H260ZM7 3V2H6ZM8 3H9V1H8ZM19 3V4H20ZM30 3V2H29ZM29 3H28V5H29ZM41 4V5H43V7L41 6V5H38V4ZM45 3V2H44ZM47 3V4H48ZM60 3H62L61 4V6H60ZM72 4H73V2H71ZM74 3V4H75ZM248 5V9H247V6H245L246 4ZM257 3L259 4V7H258V5H257ZM18 4V5H19ZM30 4V5H31ZM72 5V6H75V5ZM92 4H91V6L89 5L88 7H92ZM170 4V5H169ZM187 4V5H186ZM10 5L12 6V4L10 3ZM28 5H27V8H28ZM46 5V4H45ZM51 5V4H50ZM79 5V4H78ZM3 6V7H2ZM15 6V5H14ZM14 6H12V7H8V4H5V3H3V5L1 4L0 5V7L1 8H4V11L6 12V14L8 15L9 13V9H11V8H14ZM36 6H41V7H39L40 8V12H41V14H43V17H44V10H46L49 14H50V16H48V17H51L52 19V21H50L49 19H48V21L46 22V25H47V23L50 21V22H52V24L50 23V25H49V23H48V25L47 26H45V23H44V21L43 20H47V18H46V16L44 17V18H39L38 17V15H36L39 11H38V7H36ZM187 6V7H186ZM58 7V8H59ZM94 7V6H93ZM189 7V8H188ZM240 7H242L243 9H245V11H243V10H241L240 9ZM246 7V8H245ZM254 7V8H253ZM0 8V9H1ZM9 8V9H8ZM15 8H17L16 9V16H18L17 17V19L15 18V16L14 15H12L13 13H14V11H12V9H11V15L13 16V17H11V15H9L8 17H10V19H9V21L7 22V20H6V18H7V16H5L4 14V16L6 17L5 18V20H6V23H9L10 22V20L12 19V18H14L15 20L14 21H12L11 20V22L14 24V25H18L19 24V22H22V20H20V19H22L21 18V14H20V12L21 11H23V10H21L18 6L16 7L15 6ZM29 8H30V6H29ZM32 8V7H31ZM37 8V9H36ZM41 8H43L44 10H42ZM62 8H64V6L62 7ZM61 8V9H62ZM72 8V7H71ZM179 8V9H178ZM188 8V9H187ZM251 8V9H250ZM53 9V8H52ZM60 9V11H62ZM73 10L75 9V8H72ZM160 9V10H159ZM185 9V10H184ZM206 9H209V10H206ZM239 9V10H238ZM14 10V9H13ZM21 10V11H20ZM36 10L38 11V12H36ZM55 10V9H54ZM57 10V9H56ZM64 10V9H63ZM70 9H68V11H69ZM80 10V11H79ZM167 10V11H166ZM168 10H170V11H168ZM175 10L173 11V16H174V18H178L179 17V15L175 12ZM207 11L208 13L206 14H203L204 12L203 11ZM224 12H223V11ZM256 12H255V11ZM3 10H2V12H4ZM31 11V12H30ZM57 11H59V9L57 10ZM57 11H55L56 13H59L60 14V11L59 12H57ZM65 11H67V10H64L62 13H64V15H65V13L67 14V12H65ZM88 11H89V9H88ZM205 11V12H206ZM235 11H236V13H238L239 11H241L240 13L242 14V15H240V13H238V15L235 13ZM243 11V12H242ZM13 12V13H12ZM27 12V13H26ZM44 12V13H43ZM1 13V12H0ZM33 13V14H32ZM52 13V12H51ZM61 13V14H62ZM164 13V14H163ZM235 13V14H234ZM32 14V15H31ZM46 14V13H45ZM158 14V13H157ZM156 14V15H157ZM160 14V13H159ZM224 14H225V17H224ZM262 16L263 18H261L260 16ZM3 15H0V17L2 18H4V16ZM19 15H21V16H19ZM26 15V16H25ZM70 15V16H71ZM82 15V14H81ZM161 15H157V16H159V17H161L162 18V16ZM170 15V14H169ZM175 15H177V16H175ZM222 15V16H221ZM60 16V15H59ZM61 16H63V15H61ZM66 16V15H65ZM69 16V15H68ZM89 16H90V18H93V19H90L89 18ZM242 16V17H241ZM36 17V18H35ZM56 17H58V16H56ZM64 17V16H63ZM95 17V16H94ZM167 17V18H166ZM258 17H260L261 19H258ZM25 18H23L24 20V22H26L25 21ZM37 18H39V19H41V21H39V19H37ZM65 18V17H64ZM64 18H62V19H64ZM196 18V19H195ZM220 18V19H219ZM66 19V18H65ZM70 19H71V21L72 20H74L73 21V24H71V22H70ZM87 18H85L84 20H86ZM221 19H223L222 21H219V20H221ZM19 22H18V21ZM235 20L236 21H240V22H235ZM256 20H259L258 22H256ZM82 21V20H81ZM231 22L232 24L235 22V23H237L238 24V26L239 27H241L240 28V30H242V27L244 28L243 29V31L245 30L246 32H250L249 31V29H250V26H249V29L248 30H246L245 29V25H251V29L253 30V32H254V36L255 37H253V35H252V30H251V34H249V36L250 37H253V39L252 38H249V36L246 38V36L245 37H243L244 36V34H245V31L243 32V35L241 36V34H242V32H241V34L239 35L238 33H239V31H238V33H236V32H234V30H233V28L235 29V31H236V28L238 27L235 23V25L237 26H234V27H232V24L231 23H228V22ZM42 22V23H41ZM63 22V21H62ZM61 22V23H62ZM80 23V25H79V23ZM197 22H196V24H194L193 26L196 28V25H197ZM242 22V23H241ZM255 22H256V27H254V24H255ZM261 22V23H260ZM12 23H10V25L12 24ZM23 23V22H22ZM28 23V25L27 24H23V25H26V26H24V27H28L30 24ZM93 23V24H92ZM195 23V22H194ZM226 23H228V24H230L229 26L228 25H226ZM240 23V24H239ZM5 24V21L4 20H0V25H4ZM12 24V25H13ZM21 24V23H20ZM215 24V25H214ZM217 24V25H216ZM233 24V25H234ZM242 24V25H241ZM257 24L259 25V26H257ZM9 25V24H8ZM22 25V24H21ZM31 25L29 26V27H31ZM40 25V26H39ZM61 25V26H60ZM62 25H63V27H62ZM200 25V24H199ZM205 25L207 26V27H205ZM244 25V26H243ZM262 25V26H261ZM49 26H52L53 27V29L54 30H52V28L51 27H49ZM76 26V25H75ZM74 26V27H75ZM105 26H107V23H105ZM190 27V29L193 31L194 30V27ZM223 26V28H220V27H222ZM225 26V27H224ZM226 26H228V27H230V29H226ZM236 27V28H235ZM256 28L257 29V31L255 30V29H253V28ZM51 29V30H49V31H51V32H47V29ZM59 28V29H58ZM80 28V27H79ZM232 28V29H231ZM45 29V30H44ZM65 29H67V28H65ZM200 29V28H199ZM198 29V27L196 28V30H199ZM199 30L200 32L197 34V33H192L193 35H191V36H193V37H191V39L190 40H192V38H195L196 37V35L199 37H196L195 39H197V40H199L200 38H202L203 37V33H204V31L203 30ZM58 30V31H57ZM233 30V31H232ZM237 30H239V29H237ZM79 31L81 32H83V33H85V34H82V32L80 33V32H78L77 33V39L80 41V42H84V41H87V40H89V38L86 36V32L85 31H83V30H80L79 29ZM104 31H107V27L104 29ZM201 31H203V33L201 32ZM226 31L228 32V37H227V33H226ZM29 32V31H28ZM53 32V33H52ZM194 32H198V31H195L194 30ZM259 32H260V36H259V38L257 37V35H255L256 33L259 35ZM261 32H262V34H261ZM200 33H202V34H200ZM208 33V32H207ZM223 33H226L225 34V38L227 37V39H226V41H222V40H224V39H222V37H224V36H222V37H220ZM53 34V35H52ZM56 34V35H55ZM82 34V36L80 37L79 35H81ZM30 37V35L29 34H27V37ZM84 36H86L87 38H85ZM205 36H207V35H205ZM209 36H207V38H209ZM219 36V37H218ZM238 36H240V37H238ZM26 37V38H27ZM29 37L27 38L28 40H29ZM54 37V38H53ZM230 37V38H229ZM261 37H262V39H261ZM52 38V39H51ZM205 38V37H204ZM216 38H220V39H216ZM249 38V39H248ZM262 40V41H260V40ZM205 40V39H204ZM193 42L195 41V42H197V43H199V41H196V40H192ZM202 41H203V39L201 40L200 39V43L199 44H201L202 43ZM205 41H207V40H205ZM209 42H210V39L208 40ZM28 42V41H27ZM212 42V41H211ZM221 42H223V43H221ZM25 44H27L26 42H24ZM29 44H27V45H29V49H28V51H27V53H25V55H24V58L23 57H21L22 59H20V62L18 61V65H17V69L19 70V72H18V74H20L21 72L22 73H25V71H26V73L27 74H33L32 76L31 75H29L30 77H34L33 78V82L35 83H33V82H31V84H32V86L35 88V86H36V88H35V90L36 91H39V90H37V89H43V94H45L46 95V93H48L47 95L48 96H51L52 95V93H54V95L55 94H57L56 93V91L58 90V87H56L55 86V90H54V92H53V90H52V92L50 91V87L48 88V89H45L46 88V86L44 87V85H47L48 83V85H51L52 83L55 85L56 83H55V76H57L58 77V75H55L54 77H53V75L54 74H56L57 73V69H56V67H55V65L53 66L49 61H46V60H44V61H42V60H39V57L42 55V49H44V44H39L41 47H39V45H34L33 47H31L32 45H30L31 43H30V41L28 42ZM196 43V44H197ZM208 43V42H207ZM206 42H203V45H205L204 47V49H209V48H206V46L208 45V46H210L211 44H207ZM214 44L213 45H215V43L216 42H213ZM263 43V44H262ZM263 45V46H262ZM127 47H123L122 49H119V48H116V47H113L114 48V50H116V53H118L119 54V51L120 50H123V52H122V54H121V51H120V54L118 55L119 57H114V58H112V59H107L105 56H104V54L103 53H100L99 51H94V52H91V54L89 55V56H87V57H89L88 58V60H89V62H88V60H87V58L85 59V62L87 61L88 62V64L89 65H91V62L93 61V59L95 58V60L98 58L99 60H100V58H101V61H102V58H103V61L107 64V65H109V66H106V67H108L106 70H108V71H105V72H107L106 74L105 73H102V74H99L98 75V77L100 78V79H97V81H96V85L95 86H93L92 88H91V93H92V95L94 96V98H96V97H99V96H101V94L103 93V91H105L106 90V88H107V85L109 84L108 83V81H109V79L110 78H108V77H110V74H112V75H117L118 76V74H120V77L124 74V65H125V63H126V61H127V58L124 60V56L126 55L127 56V54L128 53H130L129 51L130 50H132L131 48H132V45H126ZM207 46V47H208ZM36 47V48H35ZM37 47H39V48H37ZM197 47H200V46H197ZM211 47V46H210ZM237 47V48H236ZM31 48V49H30ZM203 49V47H202V44H201V47L199 48V49ZM234 48H236V49H238V51L236 50V49H234ZM262 48V49H261ZM35 51H34V50ZM41 49V50H40ZM201 49V50H202ZM31 50L33 51L32 53H31ZM40 50V51H39ZM233 50V51H232ZM37 51V52H36ZM199 52H200V50H198ZM204 51H206V50H204ZM95 52L97 53L96 55H95ZM207 52V51H206ZM220 52V51H219ZM219 52H212V53H214L215 55H220L219 54ZM229 52H233L232 54L230 53V55H228V53ZM30 53V54H29ZM216 53H218V54H216ZM28 56H27V55ZM33 54V55H32ZM101 54V55H100ZM202 55V52H201V54L200 55H202L203 57H206V55ZM225 54V55H224ZM94 55H95V57H94ZM129 55V54H128ZM170 55V54H169ZM263 55V56H262ZM102 56V57H101ZM116 56V55H115ZM120 56H122V57H120ZM208 56V55H207ZM233 55H232V57H234ZM93 57V58H92ZM214 57H216V60L219 62V61H222V62H219L218 64H217V62L215 63V62H213L212 60H214L215 58ZM220 57V56H219ZM105 58V59H104ZM211 60H210V59ZM244 60H243V59ZM245 58H248L249 60L251 59V61H249V62H246L247 63V68L246 67H244V66H241L240 65V62L239 61H243L241 64L242 65H244L243 63H245L244 61H248V59H245ZM263 58V59H262ZM92 59V60H91ZM242 59V60H241ZM260 59H262V61L260 60ZM215 60V61H216ZM21 61H23V62H21ZM36 61V62H35ZM39 61V62H38ZM40 61H42L41 62V64H40ZM65 61V60H64ZM83 61H84V59H83ZM210 61H212V62H210ZM253 61V62H252ZM259 61H261V63L259 62ZM45 62V63H44ZM86 62V63H87ZM42 63H44V65H43V67L41 66L42 65ZM209 63H212V65L211 66H213L214 67V65L216 64V66L218 65V67H219V71L221 72V73H219V71H217L218 70V67H216L215 69L213 68V67H209L208 65H209ZM246 63H245V65H246ZM248 63H250L249 64V67H248ZM254 63H256V64H254V66H253V64ZM260 63V64H259ZM224 64H226L225 66L227 67V64L229 65L228 67H227V70H225V67L223 68L222 66L224 65ZM252 64V65H251ZM19 65H21V67L19 66ZM38 65V66H37ZM220 65V66H219ZM222 65V66H221ZM260 65V66H259ZM262 65V66H261ZM31 66V67H30ZM33 66V67H32ZM49 68H48V67ZM208 66V68H209V71H207L208 69H206V67ZM239 66H241L242 68H240ZM252 66V67H251ZM258 66V67H257ZM19 67V68H18ZM24 67V68H23ZM44 67H47V70H49L50 72H48L47 70H46V68L45 69H43ZM221 67V68H220ZM234 67H239V68H235L234 69ZM243 67H244V70L246 71V76H244V73H245V71L244 70H242L243 69ZM260 67V68H259ZM32 68H34V70L32 69ZM54 69V71H53V73H52V70ZM206 70H205V69ZM211 68H213L214 70H216L217 72H218V74L217 73H215L216 74V77L213 75L214 73H212L211 74ZM246 68V69H245ZM16 69V70H17ZM42 69V71H40V70ZM223 69V70H222ZM233 69H234V71H233ZM239 69H241V70H239ZM17 70V71H18ZM23 70V71H22ZM25 70V71H24ZM47 71L48 72V74L45 72V71ZM230 70H232L233 72H231ZM237 70H239L238 72H240V71H244V73H242V72H240L239 74H237L238 72H236ZM17 71H13L15 74H13L12 75V73H11V75L9 76V77H7V81H9L11 84H13V81L15 80V77L18 75V74H16L17 73ZM205 71V72H204ZM222 71H224V72H222ZM226 71V72H225ZM31 72V73H30ZM43 72H45L46 73V75H45V73L43 74ZM206 72H207V75H208V78H210V76L211 75H213V76H211V81H209V83H207V76H206ZM213 72V71H212ZM233 74H235L236 73V75L235 76H233L232 78H231V73ZM249 72H250V74H249ZM49 73H50V77H49ZM62 73V72H61ZM61 73L60 72H58V74L59 75H61ZM209 73L211 74V75H209ZM203 74H205V77H203L204 75ZM233 74V75H234ZM45 75V76H44ZM106 75H109V76H106ZM111 75V76H112ZM218 75V76H217ZM222 75V74H221ZM249 75V78L247 77ZM251 75V76H250ZM14 76V77H13ZM62 76V75H61ZM223 76H221V77H223ZM29 77V78H30ZM44 77V78H43ZM56 77V78H57ZM128 77V76H127ZM127 77H125L124 78V76H122V80L124 81V83L125 84H127L128 85V83H132V77H128V79L126 80V78ZM250 77H251V80H250ZM13 78V79H12ZM47 78V79H46ZM50 78V79H49ZM204 78H207L206 79V81H204ZM44 79H46V80H48L49 82L47 83V81L46 80H44ZM60 79H61V77H60ZM131 79V80H130ZM5 80V82H4V84L3 85H1L0 87H2V88H0V105H2L5 101H6V97H7V95H8V89L6 90V89H4L5 88V86H7L6 88H8L9 86H11L9 83H7V81ZM59 80V79H58ZM57 80V81H58ZM131 82H130V81ZM199 80V81H200ZM209 80V79H208ZM239 80L241 81V82H243L242 84H239V83H241V82H239ZM244 80V81H243ZM247 80H249V82L247 81ZM30 81H32L31 80V78H30ZM56 81V82H57ZM128 81V82H127ZM217 81L218 80H216V82H214L215 84L217 83ZM223 81V80H222ZM255 81H257V82H254ZM98 82H99V85H98ZM246 82V83H245ZM250 84L251 82V84L249 85L248 83ZM58 83V82H57ZM227 83V84H226ZM229 83H230V85L231 84H233L234 86H232V87H234V92H235V94L233 93V88H230L231 86L229 85ZM9 84V85H8ZM215 84H212L213 86L215 85ZM247 85V86H249V87H241L242 88V90L240 89V91L238 90L239 88V86H241V85ZM48 85H47V87H48ZM53 85V86H54ZM131 85V84H130ZM211 85V86H212ZM216 85V86H217ZM236 85H239L238 87L236 86ZM3 86H4V88H3ZM53 86L51 85V87L53 88ZM206 86V85H205ZM204 86V87H205ZM209 86V85H208ZM230 86V87H229ZM204 87H199L200 88V90H201V93H202V91L203 92H207L206 91V89H204ZM207 87V86H206ZM205 87V88H206ZM224 87V88H223ZM238 89H237V88ZM51 88V89H52ZM97 88H99L98 89V91H97ZM199 88H197L198 89V91L196 90L195 91V95L193 94V96H195V97H193L192 96V98H194V100L196 101V102H198L199 103V101L200 102H208L210 99H209V96L207 95H205L204 93H202V94H204L205 96V100H204V97H203V99L202 98H199L198 99V95L200 94V91H199ZM236 88V89H235ZM2 89L4 90V91H2ZM44 89H45V91L46 92H44ZM230 89V90H229ZM231 89H232V93L230 92L231 91ZM205 90V91H204ZM240 92H238V91ZM59 91V90H58ZM223 90L221 91V92H224ZM244 91H248V90H244ZM60 92V91H59ZM97 92V93H96ZM228 92H230L231 94H229ZM96 93V94H95ZM198 93V94H197ZM249 93V92H248ZM247 93V94H248ZM2 94H5V96H3ZM59 94V93H58ZM57 94V95H58ZM250 94V93H249ZM245 95L247 98H245V99H250L251 98V94L250 95ZM201 95V94H200ZM218 94H216V96L215 97H217V99L218 100H216V101H218L217 103H220L219 102V100L220 101H222V99L224 98V94L223 93H221L220 95H218V96H220L221 98L219 99V97L217 96ZM223 95V96H222ZM61 95H59V97L58 96H53V98H54V104H55V109L53 108L54 106H53V103L50 105V107H49V116H50V114H54L55 113V118H54V120L52 121L51 119V123H54V121H55V119H57V118H59L60 117V114H58L55 110H58V105H59V103L61 104L62 102L64 103V100H62L63 98H62V96L60 97ZM203 96V95H202ZM201 96V97H202ZM226 95H225V99L224 100H226L228 97H227ZM244 96V97H245ZM248 96H250V98L248 97ZM2 97V98H1ZM4 97H5V101H4ZM144 97V96H143ZM141 98H142V96H141ZM145 98V97H144ZM143 98V99H144ZM243 98V97H242ZM242 98H240V99H242ZM56 99V100H55ZM146 99V98H145ZM198 99V100H197ZM244 99V98H243ZM202 100V101H201ZM2 101H3V103H2ZM61 104L62 106L64 105V104ZM28 104H29V106H30V104L31 105H33L32 104V102H29V103H27V104H24V107L22 106L19 110H21L22 108L24 109V111H25V114H26V116L27 115H31L30 113L31 112H29L30 111V109H31V106H30V108L29 107H27L28 106ZM5 104H3L2 106H0V115L2 114V113H4V112H7L9 109H8V107H10V105L6 102V107L4 106ZM8 105V106H7ZM26 105V106H25ZM58 106V107H57ZM78 107V111H77V109H75L76 111V113H75V115H74V117L71 119V117L72 116H70V120L69 119H66L65 120V122H64V124H60L61 126L62 125H64V129H63V126H62V128L59 126V124H57L56 122H59V120L58 121H55V124H57V126H55L54 124V126H52L50 123V127H46V129H45V133H44V131H43V133H40V134H38V141H39V139L41 140V142H42V144L45 146V147H42L41 145H39L40 147H42L43 148V150H42V148L40 149V147L38 148L40 151H38L37 152V150L35 151V152H32V155H33V157H34V159L33 158H31V159H33L32 160V162H33V164H32V162L30 163V161H31V159L28 161L29 162V165H32V167L31 168H29V170L27 171L28 172V174H27V172H26V175H25V173L23 172V173H21L20 175H21V177H18V176H20V175H17L18 173H17V170H15L16 171V173H15V171H13V173H12V171H8L7 169H4L2 166H0V167H2V171L3 170H7V172H8V175L9 176H11L12 174H16V176L14 177L17 181L16 182H13L12 183V181H14L15 179L13 178V180H11L10 181V179H11V177H9L8 178V175H6V173L7 172H3V174H2V172H1V174H0V220L2 219V222L0 221V228H4V226L6 227V226H8L9 227V224H10V227L8 228V227H6V229H12L14 226H16L15 227V230H13V241L14 240H16V239H18V237L19 236H21V240L19 241V239L18 240H16V241H18V242H14L15 244V246L13 245L12 247H11V245L8 247V249H7V251H8V255H4L3 257H5V258H3V259H1V261H3L4 259H5V261H3V262H8V263H4V264H9L10 262H9V260H7V259H9V257H11V263L10 264H15V262L16 263H20V264H29V263H35V264H75L73 261L75 260V262L77 263V261H78V263L79 264H87V263H89V264H103L102 263V260H101V258H99L98 256H97V251H96V249L95 248H97L98 249V246L99 245H101L102 246V240L100 239V238H97L98 240H96V241H98V242H94L96 245L97 244H99V242H101L99 245H95V247H91L90 246V244H89V242H88V240H86V238H84L83 237V235L84 236H86V232H85V230L83 231H81V230H77L78 228H80V227H84V226H86V220H84V219H86L84 216H85V214H83L84 213V210H85V206L86 207H88V209L89 208H93L94 207V203L95 202H97L96 204H95V208L94 209H98V200L96 201L95 199H93V201H90V202H83V199H81V202H80V200H79V198L81 197H79V195H78V197H76V195L78 194L77 192H75V193H77L75 196H74V194L75 193H73L74 191H78L79 189H80V187H75V186H80L81 184L79 183L78 185H76V183L74 182V186H72L73 185V183H72V180H70V177H71V179H72V177H73V175H74V172H72L73 171V163H72V161H68V159H71L72 160V158H76L75 159V161H77V157H79L80 155H75V151H73V148L75 147V145L74 146H72L71 145V148H69V146H70V144H68L69 146H67V148H65L64 147V145H63V140H71L72 138H68V136H70L71 137V135H72V130H73V132L75 131V128H77L78 126H79V124H76V122L77 123H79V120H78V118H77V121H76V119H75V116L77 115L78 117H79V115H78V113L79 112H81V114H83L82 113V111L84 110L81 106L79 107V106H77ZM76 107V108H77ZM27 108H28V111H27ZM79 108L81 109L80 111H79ZM23 109H22V111H18V112H23ZM52 109H54V110H52ZM59 109H61V108H59ZM11 110L13 111V109H12V107H11ZM10 111V110H9ZM10 112L11 113V115H14V113L13 112H15L16 114H17V118H18V120H17V118H12L11 116H8L6 113L4 114L5 116H6V118H4V119H6L7 120V122L5 123L4 122V119H2L3 120V124L4 125H0V165H2V163L3 162H5L6 161V159L4 160V158L5 157H2L4 154H5V152H7L6 153V158H7V156L8 157H10L11 158V160H13V159H15L16 158V160H13V161H15V162H18L17 160H19V159H17L18 157L17 156H19V155H23L22 156V159L23 160H25L26 158H28L29 157V155H27L28 153L30 154V151H28V150H30V149H27V148H29V147H27L28 145H29V142H27V139H26V132L28 131L27 129H28V127H29V120H28V118L30 117H26V116H23V118H21L22 116V114L24 115V112L21 114V115H18V113L14 110L13 112ZM53 111V112H52ZM55 111V112H54ZM59 111V110H58ZM29 114H28V113ZM52 112V113H51ZM84 112V111H83ZM59 113H61V112H59ZM16 114H15V116L14 117H16ZM52 114V117L54 116ZM56 114H58V115H56ZM4 115H1V117L2 116H4ZM4 116V117H5ZM76 116V117H77ZM26 118V119H25ZM248 118V115H246L245 116V121H247V122H249V119H247ZM0 119V120H1ZM9 119V120H8ZM25 120H28V125L26 126L25 125ZM262 121H263V119H262ZM27 122V121H26ZM2 124V123H1ZM128 124V123H127ZM127 124H125L124 126H126L125 127V130L126 131H128L126 128H128V127H130L129 125H127ZM154 125H155V123H153ZM148 125V124H147ZM58 126L60 127V128H58ZM145 127H147L146 126V124L145 123H142L141 125H140V128H137V129H135L134 131H130L129 130V132H126L125 130H124V127H123V133L125 134L124 136H123V134H120V135H118V137L117 138H113V140L112 141H115L113 144H112V141H109V139L111 138L112 139V137H110V138H107L106 137V135H105V133L101 130V131H99V132H96L95 134H94V136H93V134L91 135L92 136V139H91V136L90 137H88V139L86 140V143H85V147L83 148V149H80L81 151L79 152V151H76V152H79L78 154H82V156L84 155V156H88V155H90V156H92L93 155V153L92 152H97V151H99L100 150V147H101V151L103 150V149H109L108 151H102V153H101V155H99V159H100V161H101V159H102V157H104L105 158V156H108V154H110V152H112L113 150H114V144L115 145H118V144H121V145H123V146H126V148H128V151H127V153L125 152L124 154L126 155L127 154V156H125L124 155V157H123V153H120L119 155H117L118 154V151H116L115 150V152H113V153H115L117 156H116V158H117V162L116 163H114L113 165H119L118 164V162H120L119 160H121V162H122V159L123 160H127V161H132L134 158L133 157H131V159H130V156L128 157V152L129 153H131V156H132V154L133 153H137L138 152V150H141L142 149V146L140 147V145L139 144H135L134 143V141H135V138L137 137V139L138 138H141L140 136L141 135H145V132H150L149 130H151V132L149 133V135H157V139L158 140H160V141H165V136H164V133L162 132V130L161 129H159V127H157V128H155V130H154V127L155 126H153V127H151L150 125H148V127H150V129L149 130H144V128ZM69 129V130H68ZM140 129V130H139ZM233 129V128H232ZM231 129V130H232ZM157 130H159L160 131V133L159 134H162V136L164 137L163 138V140H161L162 138L161 137H159V136H161V135H159L158 134V131ZM46 131H49V132H51L52 131V133L53 132H56L55 134H53V139L51 138V139H49L48 140V142H47V140L45 139V136L47 137V136H49L50 134H49V132H46ZM70 131H71V133H70ZM139 131V132H138ZM154 131H156V132H154ZM233 131H235L234 129H233ZM135 132H137V133H135ZM48 133V134H47ZM68 133H70V135H68L67 136V134ZM100 133H103V134H100ZM130 133H131V135H133V136H131L130 135ZM133 133V134H132ZM155 133H157V134H155ZM230 133H231V135H232V131H230ZM98 134V135H97ZM99 134H100V138L98 139V137L97 136H99ZM137 134V135H136ZM141 134V135H140ZM229 134V133H228ZM228 134H227V136H228ZM22 135L24 136V139L22 138ZM44 135V136H43ZM52 135V134H51ZM54 135H57V137L56 138H54ZM103 135V136H102ZM147 136H148V133L146 134ZM230 135V136H231ZM143 136H142V138H143ZM67 137V138H66ZM128 137L130 138V137H132V138H130L129 140H128ZM133 137H135V138H133ZM156 137V136H155ZM22 138V139H21ZM50 138V137H49ZM97 138V139H96ZM123 138L125 139V141L123 140ZM59 139L61 140V139H63V140H61V144L59 145ZM108 139V140H107ZM120 139V141H119V143L117 142L118 140ZM13 140V141H12ZM94 142H93V141ZM126 140H128L127 141V143L129 142V147H128V145H127V143H126ZM231 140V139H230ZM228 141V139H227V141H228V143H224V145H222L221 146V150H222V152L224 151V153H230V154H228V155H232L231 153H233V150H232V148L234 147V145H233V143L234 142H232V141ZM63 141V142H62ZM65 141V142H67V143H72L73 144V142L72 141ZM92 141V143H90ZM102 141H104V144L102 143ZM107 141H109V143H111L109 146H106V145H108V144H105V142L106 143H108ZM226 141V142H227ZM7 142H10L11 143V145H12V148H11V150H12V152H11V150H9L8 148H6V146H7V144L5 145V143H7ZM14 144H13V143ZM40 142V143H41ZM132 142V143H131ZM9 143V144H10ZM16 143V144H15ZM28 143V144H27ZM89 143V144H88ZM126 143V144H125ZM3 145L5 146V150H4V148H1V147H3ZM63 145V147H64V149L61 147ZM131 145H133L132 146V150H130L129 151V148L131 149ZM136 146H137V151H135L136 150ZM155 146H157L156 148H157V150L158 149H160V147L156 144V145H154L153 147H152V150L154 151V149H155ZM232 147V148H231ZM135 148V149H134ZM188 149H189V147H187ZM186 147H183V149H182V151L185 149H187ZM75 150V149H74ZM156 150V149H155ZM228 150H230V152L228 151ZM232 150V151H231ZM9 151V152H8ZM15 151V152H14ZM135 151V152H134ZM226 151H228V152H226ZM25 152H26V154H25ZM28 152V153H27ZM38 154H37V153ZM63 152L65 153V156H63L62 157V155H63ZM104 152V153H103ZM106 152H109V153H107L106 154ZM189 152V151H188ZM14 153H16V154H18V155H15ZM59 153H61L60 155H59ZM97 153H100V151L99 152H97ZM183 153H184V156H186V157H188L189 155H190V152H189V154H186L185 155V153H186V151L184 152L183 151ZM223 153V154H224ZM24 154L26 155V158H25V156H24ZM37 154V155H36ZM77 154V153H76ZM92 154V155H91ZM96 154V153H95ZM194 153H192L191 152V155L190 156H192V158L191 157H188L189 159L191 158V164H194V166L192 167L193 168V170L191 171V167L189 168V167H187V165H186V163L184 164L185 165V167L186 168H189V169H187L189 172H190V174H191V176H192V178L191 179H193V177H195V176H193V174L195 175V174H197L198 175V173H199V168H198V166H196L195 165V163H193V162H195L196 160L198 161V158L200 157L201 158V156L199 155V156H196V158H195V154L193 155ZM202 154V153H201ZM206 154V153H205ZM204 153H203V161L205 160V155ZM32 155L30 156V157H32ZM55 155V156H54ZM68 155V156H67ZM114 155V154H113ZM197 155V154H196ZM224 155H226V156H228L227 154H224ZM20 156V157H21ZM53 156V157H52ZM57 156V157H56ZM66 156L68 157V158H66ZM90 156H88V159L89 160H91V157ZM95 156V157H94ZM94 156H92V159L93 158H96V157H98V154H97V156L96 155H94ZM100 156H101V158H100ZM133 156H135L134 154H133ZM208 156V155H207ZM121 157H123V158H121ZM9 158V159H10ZM50 158H52L51 160H52V162L51 161H49V159ZM63 158V159H62ZM80 158H82V159H86L87 160V158H83V157H81L80 156ZM121 158V159H120ZM124 158H126V159H124ZM127 158H129V159H127ZM193 158L195 159V161L193 160ZM199 158V160H202V159H200ZM249 158H252V157H249ZM8 159V158H7ZM22 159H20L19 160V162H21L22 161ZM206 159H207V157H206ZM65 160V161H64ZM79 160V159H78ZM88 160V161H89ZM95 161H97L98 162V159H94ZM105 161L107 160V158L106 159H104ZM3 161V162H2ZM48 161V162H47ZM61 161V162H60ZM63 161V162H62ZM67 161H68V163L69 162H71V163H67ZM74 161V160H73ZM87 161V162H88ZM92 162L91 163H93V166H94V161L93 160H91ZM100 161H99V163H100ZM109 161H111L112 163H113V160L111 159V156H110V160H109V157H108V161L107 162H109ZM116 160H114V162H115ZM187 160H186V158H185V162H186ZM46 162V163H45ZM90 162V161H89ZM97 162H95V163H97ZM150 162V163H149ZM190 162V161H189ZM189 162H187V164H190ZM199 162V161H198ZM201 162V161H200ZM53 164L54 163V167L52 168V169H47V167H49L50 166V164ZM101 163H103L104 164V162H103V160H102V162ZM112 163H110V164H112ZM146 165H151L152 163H153V161L151 160V159H149V160H147L146 162ZM197 163V162H196ZM49 164V165H48ZM59 164H62V165H60V167L58 168V166H59ZM65 164H67V165H65ZM75 164V163H74ZM89 165H91L90 163H88ZM98 164V163H97ZM95 164L96 166H98V165H100V164ZM100 165V166H102V168L104 169L105 167H106V165L108 166V165H110V164H106V165ZM48 165V166H47ZM73 165V166H72ZM121 165H122V163H121ZM47 166V167H46ZM62 166V167H61ZM70 166V167H69ZM87 166V169L89 168V170H90V168H91V172H92V170H95L96 169V167L95 168H93L92 169V165L91 166H88V165H86ZM104 166V167H103ZM111 166V165H110ZM110 166H108V167H110ZM191 166V165H190ZM112 167V166H111ZM195 168L197 169L196 171H195ZM1 169V168H0ZM28 169V168H27ZM71 171H70V170ZM83 169L85 170L86 169V167H83ZM97 169H100V167L98 166V168ZM96 169V170H97ZM102 169V170H103ZM101 170V169H100ZM90 171H88L87 170V172H90ZM108 171V170H107ZM195 171V172H194ZM93 172H96V171H93ZM104 172H105V170H104ZM109 172V171H108ZM108 172H107V174H108ZM122 172V171H121ZM193 172V173H192ZM39 173V174H38ZM98 173V172H97ZM123 173V172H122ZM37 174H38V176H37ZM43 174V175H42ZM125 174V173H124ZM25 175V178L24 177H22V176H24ZM39 175H41L42 177H40ZM98 175H101L102 177L104 176L105 177V173H103V171L100 173H98ZM110 175H112L113 176V178H114V175L113 174H111V172H109V176ZM120 175H121V173H120ZM123 175V174H122ZM121 175V176H122ZM100 176V177H101ZM112 176H110V178H112ZM117 175H115V177H116ZM124 176V175H123ZM122 176V179L119 177V176H117V178L119 177L120 179H117V180H123V179H125V178H127L126 176L127 175H125L124 177ZM35 177H38L37 179L35 178ZM101 177V181L103 182V183H112V181L111 180H113V178L112 179H110L108 176H106V177H108V181H110V182H108L104 177L102 178ZM19 178H24L23 180L24 181H26V182H24L23 180L21 181ZM36 179V180H34V179ZM40 178V179H39ZM198 178H199V176H198ZM7 179L9 180V181H7ZM39 179V180H38ZM68 179V180H67ZM196 179V180H195ZM20 180V181H19ZM116 180V179H115ZM198 180H200V179H197V177H195L194 179H193V182L194 181H198ZM250 180H255V179H253V177H251V179ZM67 181H70V182H67ZM192 181V180H191ZM190 181V187H192V189H195V190H199V187H200V181H198V183L197 182H195L194 184L195 185H197V187L196 186H194V184H192V186H191V182ZM65 182L66 183H70V185H69V187H71V188H69L68 187V184H67V186H66V184H65ZM17 184V185H16ZM19 184H20V186H19ZM83 184V183H82ZM84 185V184H83ZM83 185H81V186H83ZM10 186V187H9ZM21 187L20 189H19V187ZM67 188H69L68 190H70V189H72L70 192H72L71 194L70 193H68V190L66 191L65 189H66V187ZM7 187V188H6ZM196 187V188H195ZM75 188H77V189H75ZM8 189H10V190H8ZM59 190V191H58ZM67 192V194L68 195H70V196H72V197H75V199L77 198L78 200H79V202H78V204H76L77 202H76V200H75V202L74 201H72V202H69V201H67L66 199H70L71 197H69V196H67L66 195V193H65V191ZM197 190V191H198ZM11 193V194H9V192ZM64 191V192H63ZM40 193V194H39ZM63 193H65V195L63 194ZM36 194H38L39 196L37 197L38 198V201H37V203H34V202H36V198H34V197H36L35 195ZM199 194H201L200 192H197L196 193V201H199V199L200 198H203L202 197V195H200L201 197L198 199V197H199ZM89 195V194H88ZM96 195H99V197L101 196L100 194H97L96 193ZM21 196V197H20ZM26 196V198H24ZM65 196H66V198H65ZM2 197V198H1ZM23 197V198H22ZM106 198H108V199H110V196H105ZM40 198H41V200H40ZM208 198V197H207ZM71 199H74V198H71ZM102 199H104V200H107V199H105V198H103V196H101L100 198H99V201L101 202H103V200ZM218 198H216L215 199V203L216 204H218V206L221 204V203H223L224 204V202L225 203H227V205H228V202L227 201H220V199H218V201H220V203L219 202H217L216 200H217ZM18 200V201H17ZM26 202H25V201ZM222 200V199H221ZM22 203H21V202ZM29 201V202H28ZM31 201H32V203H31ZM34 201V202H33ZM67 201V202H66ZM99 202V203H100ZM39 203H41V204H39ZM73 203V204H72ZM79 203H81L80 205H79ZM86 204V205H85ZM93 204V205H92ZM98 204V205H97ZM223 204H221L220 205V207L223 209V208H225L224 206H223ZM73 205V206H72ZM76 206V208H75V206ZM70 206V207H69ZM84 206V207H83ZM91 206V207H90ZM74 207V208H73ZM97 207V208H96ZM78 209H83V212L82 211H80V210H78ZM87 209V208H86ZM87 209V211L88 212H92L90 209L88 210ZM93 209V210H94ZM41 210V211H40ZM95 211V210H94ZM86 212V211H85ZM82 213V214H81ZM168 213H170V214H168ZM172 212H170V211H165V212H163L162 213V215H161V213H159V215H158V213H157V215H156V218H158V222L160 223V220H161V218H163V220H161V222L163 223L164 222V224H162V226H164L165 225V227H168V219L170 218L171 219V216L173 215V213L171 214ZM38 214V215H37ZM164 214V215H163ZM40 215V216H39ZM160 216V217H159ZM3 219L4 220H6L7 219V222H4L3 221ZM37 219V225L35 224V220ZM132 218H129L128 220L130 221ZM169 219V221H171ZM10 220V221H9ZM133 220V219H132ZM131 220V221H132ZM136 220V221H135ZM135 220H133V221H135V222H137L138 224H143V223H145V221H146V219H144V217L143 216H138ZM128 221V222H129ZM15 222H19L18 224L16 223V225H15ZM6 223V224H5ZM12 223H14L13 225H12ZM23 223V224H22ZM28 223V224H27ZM31 223L33 224L34 223V225H33V227H35V225L36 226H38L37 228H33L32 226L30 227V225H31ZM159 223H158V225H159ZM19 224H21L20 225V228L21 227H23L22 229H20V228H18L19 229V232L22 234H20L19 235V233L17 232L18 231V229L16 230V228L17 227H19L18 225ZM27 224V225H26ZM85 224V225H84ZM75 225H76V227H75ZM80 227H79V226ZM25 226H26V228H25ZM78 226V227H77ZM162 226H157L158 227V230H160L159 228H161ZM70 227V228H69ZM74 227V228H73ZM40 228V229H39ZM85 228V227H84ZM83 228V229H84ZM5 229V230H6ZM14 229V228H13ZM70 230V232H69V230ZM24 231V232H23ZM79 231H81V232H85L84 234L83 233H81L80 232V235H79ZM157 231V230H156ZM12 232V230L10 231V233ZM73 232V233H72ZM155 232V231H154ZM158 232V231H157ZM157 232L156 233H151V237H153V238H151V237H149V238H147V240L145 239V242H144V240H138L137 242H136V244L135 245H137V247H138V250H140V254L139 253H136V252H134V251H137L136 249H137V247H135L134 248V246L133 247H130V249L128 248H125V246L126 245H124L122 242H118L119 241V238H120V234L118 233V232H116L117 234H115L114 233V235H113V237H115V238H113V239H115V240H113V244H111V245H114V247L116 246V245H121L120 247H122V246H124V248L122 249L121 248V253L119 252L118 254H121V255H125V253L126 254H130V251L132 252H134V253H136V257L139 255V257H137V259H133L132 261H135V263L136 264H138L139 262V260L141 259V261H142V251H145L144 249H146V247L147 248H149V247H151V246H153L154 244H155V242H156V236H157ZM18 233V234H17ZM24 233V234H23ZM69 233H70V235H69ZM76 234V235H75ZM153 234V235H152ZM14 235H16V237L14 236ZM70 236V237H69ZM176 236H178V235H176ZM197 237L198 236H196V238L194 237V239H195V241H194V239H191V240H189V242L191 243V244H194V245H191L189 242H188V246H189V244L192 246H190V247H188L187 246V248H190L191 250H193V253H195L196 254V256L198 257V256H201V255H203V252L202 251H204V249H207L208 248V244H205L204 246H203V248L204 249H199L198 248V246H199V243H200V239L198 238L197 239ZM16 238V239H15ZM20 238V237H19ZM71 238H73V239H71ZM84 238V239H83ZM118 241H117V240ZM86 240V241H85ZM177 240V239H176ZM114 241H116V242H114ZM140 241V242H139ZM151 242V243H150ZM154 242V243H153ZM20 243V244H19ZM153 243V244H152ZM13 244V243H12ZM17 244V245H16ZM88 244V245H87ZM20 246L21 247V249H16V246ZM89 246H90V248H92V249H89ZM109 247H106L107 249H110V247H113V246H110V245H108ZM15 247V248H14ZM196 247V248H195ZM95 249V251H94V249ZM134 248V249H133ZM194 248V249H193ZM226 248V247H225ZM133 249V250H132ZM227 249V248H226ZM231 249V248H230ZM229 249V251L230 252H232L231 250ZM94 251V253H96V254H94L93 253V251ZM247 250V248L245 249V251ZM12 251V252H11ZM13 251H14V253H13ZM89 251V252H88ZM123 251H124V253H123ZM223 251H224V248H223ZM222 251V252H223ZM228 251V250H227ZM227 251L225 252H223V254H225V253H227ZM16 252H18V253H16ZM87 252V253H86ZM131 253V254H134V253ZM138 252V251H137ZM221 252V251H220ZM9 253H13L12 254V256H9V255H11V254H9ZM92 253V254H91ZM29 254V255H28ZM96 255L97 256V259L95 258L96 256H94V255ZM230 253H228V255H229ZM33 255V256H32ZM135 255V254H134ZM228 255L227 256H225V255H223V256H225V257H228ZM220 256H222V254L220 255ZM75 257H78V258H75ZM85 257H88V258H86V259H88V262H87V260L85 259ZM224 257V258H225ZM223 257L221 258L222 259V261H223V259H224ZM32 259V260H31ZM14 260H15V262H14ZM214 260V259H213ZM216 260L219 262V263H221V264H224V261L222 262V261H220V259H219V257L218 258H216ZM226 260H228L227 258H226ZM18 261V262H17ZM26 261V262H25ZM96 261H99V262H96ZM211 262H214V261H212V260H210ZM72 262V263H71ZM226 262V261H225ZM228 262L229 261H227L225 264H228ZM33 263V264H34ZM134 264V263H132V262H128L127 264ZM215 264H216V262H214ZM2 264V263H1ZM174 264H177V263H175L174 262ZM254 264H256V263H254Z\"/></svg>","mask_w":264,"mask_h":264}]
</instances>
